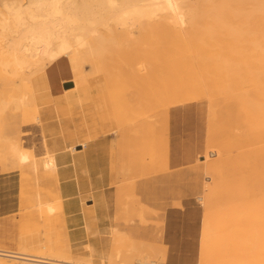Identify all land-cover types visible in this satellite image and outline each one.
<instances>
[{
    "label": "bare ground",
    "instance_id": "1",
    "mask_svg": "<svg viewBox=\"0 0 264 264\" xmlns=\"http://www.w3.org/2000/svg\"><path fill=\"white\" fill-rule=\"evenodd\" d=\"M133 27L138 33L158 27L159 32L162 30L171 34L172 40L184 37V56H181L184 61L170 59V64L163 71L152 63L159 62L156 60L158 56H155L157 62L143 57L128 66L123 65L124 61L122 65L116 64L119 71L115 73L118 75L112 74L115 80H119L123 72V82L120 84L125 90L126 84V91L129 92L125 101L119 102L115 112L118 153L125 157L126 164L139 169V172L156 176L150 178L146 186H151L164 196L171 183L186 180L178 170L160 172L168 168L170 108L206 99L209 120L203 153L197 160L198 164L190 166L187 174L191 175L186 182L188 194L203 192L205 188L209 200L206 205L203 200L196 201L205 211L201 216L197 264H264V200L258 205L237 204L231 210L218 214L211 209L221 204L218 192L226 185V179L245 174L249 183L255 178L249 171L258 168L264 170V0H0V115L4 112L0 118L3 122V127L0 124V164L5 171H19L39 181L35 191L26 194L27 204L45 211L53 209V206L45 205V200L49 199L50 193L55 199L61 198L59 166L55 158L57 149L49 150L42 137V152L30 145L32 135L29 131L36 130L43 134L35 81L42 79L48 64L66 57L72 74L69 83L73 85L64 92L77 89L85 83V77L91 78L90 70L85 71L84 77L83 65L89 63L93 72H99L105 63H102L103 55L108 54H105V50L109 49L107 46L117 45L116 38L121 33L128 40L132 37ZM147 47L145 45L144 49ZM129 48H126L128 54ZM136 48L140 49L141 45ZM42 85L47 87L44 82ZM129 88L131 90L128 91ZM59 99L68 104L74 95L63 94ZM11 104L15 105L18 113L13 112ZM27 107L31 109L25 114L23 109ZM127 110L131 114V123L126 126L121 114H126ZM187 113L184 111L182 114L188 117ZM172 114L178 118L179 112L176 110ZM23 138L29 144L27 147L21 144ZM254 144L258 145L257 148L252 147ZM236 150L238 158L246 157L243 158L245 172H235L237 161L233 162L228 153ZM121 167L124 169L126 165ZM114 171H117L116 167ZM203 174L204 178L210 179L207 181L209 185L201 183ZM141 177L144 176L141 174ZM258 181L261 185L258 189H255V184L243 189L241 185L245 182H235L225 199L240 200L256 193L264 194V172ZM133 200L137 202L138 198ZM133 200L127 204L130 205ZM62 216L60 211L59 217ZM60 234L65 240L62 222ZM114 235L112 238L117 239L116 242L122 240H118L121 237L119 234L118 237ZM16 243L14 249L0 246V264H156L152 258H158V254L162 257L161 244L155 249L143 243L130 245L128 242L130 246L126 245L125 250L126 242L121 243L118 248L121 251L124 248V252L112 249L107 262H95L92 253L85 254L83 258H70L59 253L54 244L46 245L43 236L38 239L21 238ZM85 247L90 250L88 244Z\"/></svg>",
    "mask_w": 264,
    "mask_h": 264
},
{
    "label": "rangeland",
    "instance_id": "2",
    "mask_svg": "<svg viewBox=\"0 0 264 264\" xmlns=\"http://www.w3.org/2000/svg\"><path fill=\"white\" fill-rule=\"evenodd\" d=\"M155 28L156 27H151V29L149 28L145 31L140 30V33H138L137 29L133 27L131 32L132 37L134 38L130 37L128 40H126V36L124 34L121 33L118 35V31V38L116 39H118L117 45L119 49H117V45H111L109 43L110 45L107 46L109 49L105 50V54L108 53L109 55L107 54L108 57L107 55H103L104 58L102 59V63H105H103V65L101 64L102 67L99 68V72H93L91 70V65L89 66V63H86V65L84 64L82 67L84 77L86 74L85 71L87 72L90 70L91 72H88L89 77L91 76V78H88V76L87 78L85 77V83L75 90L64 92V83L69 81L71 82L72 78L66 57H62L48 64L43 71L42 79L39 78L35 81L37 103L39 105L43 134L41 135L37 133L36 130L29 131V133L32 135L30 145L32 147L34 146V149L39 153L42 152V137L45 140L49 150L57 149L55 153L65 150L83 154V159L85 158L86 162H82L81 165L83 167L80 166V171L83 172L80 173L86 176L85 178H80V180H86L87 183L90 184L88 192L82 195L83 200H86L83 201V206L87 211H84L80 215L79 224L82 225L83 228L78 230V234H76V236L81 237V239L73 240L74 236L71 235L69 240L68 232L70 231L69 228L72 225H66L65 223L62 197L60 199H55L53 193L48 194L49 199L47 198L45 200V205L53 206V209L50 211H45L40 208H36L35 205L27 204L28 198L25 199L26 194L30 193L31 191H35L34 189L38 185L39 181L33 180L28 175H23V173L19 171H5L4 167L0 164V246L14 249L17 245L16 242H18L21 238L38 239L40 236H43L47 246L49 244H54L57 247L56 249L58 252L67 257L83 258L85 254L92 253V257L95 262H107L108 255H110L112 253L111 251L113 250H119L118 245H121V243L126 242L125 250L126 245L130 246L131 244L141 245L143 243V245L155 247V249L161 244V251L160 248L159 251L162 254V257H160L158 254V258H152L156 264L198 263L201 216L199 213L195 217L191 216L190 214L192 211H198V209H200V206L197 205V200H203L205 205L209 200L207 189L205 188L203 192L202 190L198 192L200 194H188L186 182L191 175L187 174V172L191 169L192 165L196 163L198 164L197 160L203 153V144L207 134L209 120V113H207L208 104L206 99H204V101H190L188 103L172 106L170 108L174 109L184 106L186 109L184 111L188 112L189 114V111L192 109V107L194 110L191 124L182 127L177 123L178 126H173L170 128V130L168 129V168L160 172L178 170L180 173L184 174L186 180H180L179 182L171 183L167 188V194L164 196H161L160 193L156 192L155 189H152L151 186H146V184L149 185L147 181L150 178H155L156 176L150 175L148 172L141 173L139 172V169H135L129 163L126 164L125 157L120 156L118 153V145H116L118 138V134L115 131L117 129V121L114 119L116 116L115 112L117 111L116 108L119 102L125 101L124 98L129 93L126 91L128 86L125 84V90L124 87L122 88L123 84H120L123 82V72L120 73V77L122 76L121 78L118 76L122 81L120 79L118 80V78L115 80L114 74L119 71L117 70L118 68L116 67V64L119 63L122 65L121 62L124 61L123 65L125 66L127 64L128 66L130 63H135L136 60L138 61V59L142 60L143 57H147L150 61L158 60L159 62L156 61V64L155 62H151L154 64L155 68H160L159 70L163 71L166 66L170 64V59H173L172 61L177 62L178 60L179 62L182 60L184 61V57H181L184 56V42H182L184 37L181 36L177 40H172L173 38L170 37L172 36L171 34L169 35L167 32L163 33L164 31L162 30L159 32L158 27L154 32L153 30ZM149 30H151L152 33ZM157 31L158 34H161V36L160 34L158 35L156 33ZM165 34H167V38H165ZM155 35H157L159 38ZM151 38L153 40L155 39L156 43ZM136 39L138 40L137 42H135ZM140 40L142 41L141 44L139 43ZM158 40L163 41H160V43ZM134 42L137 44H134ZM159 43L163 48L160 45L157 46ZM144 44L146 47H150V49L148 47L146 49L149 50L144 49ZM137 45H141L142 49H138L139 46L136 48ZM153 45H156L157 48H155ZM153 47L156 49V51L155 49L152 50ZM126 48H129V54ZM133 49L136 51L135 53L138 54H134ZM108 51L111 53V55ZM113 51H115L114 56ZM140 52L143 54H139ZM148 53L151 55L148 56ZM130 56L132 59H130ZM155 56H158L156 60ZM164 56L165 58L168 57L169 60L168 58L165 59ZM111 57H115L116 60L124 59L121 61H116ZM176 57H178V59H176ZM127 60L129 62L125 63ZM110 62L113 63V65ZM160 62L162 64H160ZM157 64H160V66ZM110 65L112 66L113 71ZM124 66L122 67L124 68ZM104 70L106 71V74L104 73ZM115 71L117 72L115 73ZM90 73H92V75ZM93 74L96 76H93ZM111 74L114 77L111 76V79L108 81ZM42 81L47 87L42 85ZM114 82L118 85L114 84ZM72 85L68 87V89H70ZM129 90H131V88H129L128 91ZM70 93H73L74 99H71L68 104L66 102H62L59 99V97H61L63 94ZM187 106H190V108H187ZM10 107L14 108L13 112L18 113V110H15L16 107L14 104H11ZM29 109L31 108L27 107L23 109L25 114ZM177 110L179 112V109ZM160 112L161 110L157 113V115L160 114ZM121 115L123 124L130 125L131 114L129 110H127L126 114L123 113ZM3 116L4 112L1 113L0 118ZM174 117H176V115H174ZM2 123L3 122L0 120L1 126ZM24 140V138L21 139V144L22 146L27 147L29 144L26 140L25 143ZM83 145H85V150H82ZM254 145L255 146L252 147L257 148L258 145ZM174 147H176V149ZM237 151L238 150L230 151L228 154L232 158L233 162L237 161V165H234L235 172H245L243 170V163L245 159L243 158L246 157L243 156L238 158ZM121 166H123V168L125 167L126 169H121ZM115 167L117 171H114ZM121 171H123V173H120ZM125 171L127 172V175H130V178L129 176L127 177ZM200 172L198 174H200ZM249 172H251V174L254 175L253 177H255L253 180H250L251 182L249 183L246 182L245 178L247 176L245 174L226 179V185L218 192L221 198L219 203L221 204L211 208L213 213L216 212L218 214L227 212L236 207L237 204L248 203L258 205L264 200V194L262 193H256L255 195H250L240 200L236 199L234 196L233 198L235 199H225V196L229 194L231 186L237 181L241 182L240 184L245 182L243 185H241L243 189L250 188L254 184L256 186L255 189L260 188L261 185L258 180L260 179V176L264 170L258 168ZM124 173L125 175H123ZM141 174L144 177H141ZM144 174L147 175L145 176ZM204 176L205 175L203 174L200 178L201 183H203L204 186L209 185L207 184V181L209 182L210 179L204 178ZM135 177L139 179H136ZM123 178L124 182H127V184L123 182ZM129 181H131V183ZM173 181H175V179H173ZM132 182H134V185ZM128 192H130L131 195L128 196ZM137 198V202L133 200H137ZM126 199H128L127 203L128 201L131 202L133 200V204L129 202L132 210L131 208H128L130 205L126 203ZM141 207L143 209H141ZM150 209L153 210L155 214H153V211ZM133 210L139 211L133 212ZM60 211L63 215L62 218L59 217ZM46 212H48V215H46ZM200 212L203 213L205 211L201 208ZM140 216H142V218ZM61 222L65 227V240L60 234ZM158 222H160V224H158ZM122 233L124 234L123 236ZM114 234L116 236L118 235L125 237L127 240H131L127 241L119 237L118 240H122H120V242L118 241V243L116 242L117 239L112 238ZM112 240L117 244H114ZM128 242L130 245H128ZM87 244L90 247L89 251L85 247ZM114 245L117 247L115 248ZM123 246L124 245H122V247ZM84 248H86L85 251ZM122 251L124 252V248H122ZM161 258L162 261L160 260ZM159 261L160 263H158Z\"/></svg>",
    "mask_w": 264,
    "mask_h": 264
},
{
    "label": "crops",
    "instance_id": "3",
    "mask_svg": "<svg viewBox=\"0 0 264 264\" xmlns=\"http://www.w3.org/2000/svg\"><path fill=\"white\" fill-rule=\"evenodd\" d=\"M192 107V106H191ZM187 108H190V106H187ZM179 114L177 115V119L174 117V114L172 112L176 113L177 108L171 109V112L169 113V119H168V129L170 130L173 126H188L191 124V119L193 115V107L190 109V114L187 113L188 117H184V110L185 107L178 108ZM183 113V114H182ZM172 114V115H171ZM186 118V119H185ZM184 120H187L184 122ZM178 123V125H177ZM170 124V125H169ZM167 129V134H168ZM177 132V131H176ZM167 143H168V135H167ZM168 148V147H167ZM85 150V145H83V149ZM59 153V154H58ZM55 158L57 161V164L59 166L58 169V177H59V188L60 193L62 197V205L63 210L65 214V223L66 225L71 224L72 226L69 228L68 237L70 240V236H74L73 240H79L81 237H77L76 234H78V230L82 229L83 226L80 225V215L87 211L85 210L83 206V200L82 195L88 192V188L90 186L89 183H87L86 180H80V178L84 177L86 175L81 174L80 172V166H82V162H86L85 158L83 159V154L73 152V151H65L62 150L60 152L55 153ZM83 167V166H82ZM85 167V164H84ZM88 175V174H87ZM198 205V204H197ZM200 214L202 216V213L200 212V209L192 211L191 216H196L197 214Z\"/></svg>",
    "mask_w": 264,
    "mask_h": 264
},
{
    "label": "water",
    "instance_id": "4",
    "mask_svg": "<svg viewBox=\"0 0 264 264\" xmlns=\"http://www.w3.org/2000/svg\"><path fill=\"white\" fill-rule=\"evenodd\" d=\"M71 85H72V84L68 82V83H64L63 86H64V88L66 89V88L70 87Z\"/></svg>",
    "mask_w": 264,
    "mask_h": 264
}]
</instances>
